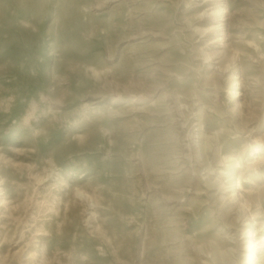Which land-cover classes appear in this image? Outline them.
Returning <instances> with one entry per match:
<instances>
[{
	"label": "rangeland",
	"instance_id": "obj_1",
	"mask_svg": "<svg viewBox=\"0 0 264 264\" xmlns=\"http://www.w3.org/2000/svg\"><path fill=\"white\" fill-rule=\"evenodd\" d=\"M264 0H0V264H264Z\"/></svg>",
	"mask_w": 264,
	"mask_h": 264
},
{
	"label": "bare ground",
	"instance_id": "obj_2",
	"mask_svg": "<svg viewBox=\"0 0 264 264\" xmlns=\"http://www.w3.org/2000/svg\"><path fill=\"white\" fill-rule=\"evenodd\" d=\"M262 241L264 242V239Z\"/></svg>",
	"mask_w": 264,
	"mask_h": 264
}]
</instances>
